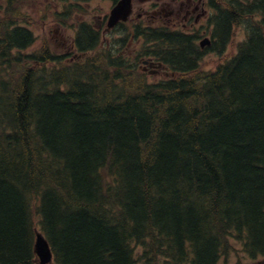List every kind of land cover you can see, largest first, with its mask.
Wrapping results in <instances>:
<instances>
[{
  "label": "trees",
  "instance_id": "1",
  "mask_svg": "<svg viewBox=\"0 0 264 264\" xmlns=\"http://www.w3.org/2000/svg\"><path fill=\"white\" fill-rule=\"evenodd\" d=\"M210 6L208 50L235 44L239 26L244 39L205 69L194 34L146 29L152 54L177 72L153 83L98 49L86 23L75 37L93 51L83 59L25 52L35 37L8 8L0 264H36V221L53 264H219L237 248L264 258V0Z\"/></svg>",
  "mask_w": 264,
  "mask_h": 264
},
{
  "label": "rangeland",
  "instance_id": "2",
  "mask_svg": "<svg viewBox=\"0 0 264 264\" xmlns=\"http://www.w3.org/2000/svg\"><path fill=\"white\" fill-rule=\"evenodd\" d=\"M206 2V7L210 13L208 7V1ZM61 2L60 0H13V4L10 3L9 7H16L19 12H22L26 15L27 24L32 26L34 33L37 36V44L33 46V49L39 47L40 51H44L48 46L51 47L55 53H68L71 51V42L74 36V29L77 23L81 21H86L92 23L93 26L98 27L102 33L105 24H100V18L104 19L108 10L111 7V2L109 0H91L89 2L81 3L83 12L73 17L71 20L61 21L60 18L55 14L57 11H61ZM3 0H0V9L3 7ZM49 11V12H48ZM206 13V11H205ZM199 18L198 23L196 24L197 28H200L203 25L206 15ZM133 22L125 24L127 30L124 32L118 31V28L107 32L102 37V43L100 47L104 50H108L113 39H119L125 37L127 33H130V28ZM101 25V26H100ZM180 28V27H179ZM204 27L202 28V30ZM244 27H237L234 32L233 41L235 44L228 46L224 55L218 54L214 51L207 50L201 55V64L205 69H213L220 61H222L230 51H234L235 45L244 37ZM207 36H210L206 34ZM131 38V37H130ZM124 42L122 46V52L127 55L130 59L133 60L130 63L129 67L135 64V69L137 73H144L143 79L146 82H154L160 79H164L170 74L165 75L162 72L157 71V73H151L153 70H158L156 67H150L148 64H143L142 61V45L143 43H131L129 41ZM203 39V38H202ZM143 65L145 66L146 71H143ZM154 72V71H153ZM141 248H136V253L139 254ZM238 259H241L246 264H254L255 261L248 259L243 251L239 248L237 250L231 251L220 264H234ZM262 257L257 261L262 262ZM138 264H144L140 259H138Z\"/></svg>",
  "mask_w": 264,
  "mask_h": 264
},
{
  "label": "flooded vegetation",
  "instance_id": "3",
  "mask_svg": "<svg viewBox=\"0 0 264 264\" xmlns=\"http://www.w3.org/2000/svg\"><path fill=\"white\" fill-rule=\"evenodd\" d=\"M141 1V0H138ZM142 4L147 6V10L152 7L150 16L153 21L158 17H164L165 22L174 23L176 25L179 20V15L183 13V19L189 21L190 26L197 24L200 15H204V9L201 8L199 12L200 0H142ZM182 19V20H183ZM179 23L185 26L181 19ZM171 25V24H170Z\"/></svg>",
  "mask_w": 264,
  "mask_h": 264
},
{
  "label": "water",
  "instance_id": "4",
  "mask_svg": "<svg viewBox=\"0 0 264 264\" xmlns=\"http://www.w3.org/2000/svg\"><path fill=\"white\" fill-rule=\"evenodd\" d=\"M129 2L130 0H121L115 8L112 9L111 15L109 18L108 25L112 26L115 22H117L118 19H125L126 14L129 13ZM208 39H204L201 41V46H203L205 43H208ZM44 244L43 247L38 253L41 256L42 262H47L51 259V253L49 251V248L47 246V243L39 236L37 235V243L38 244Z\"/></svg>",
  "mask_w": 264,
  "mask_h": 264
},
{
  "label": "bare ground",
  "instance_id": "5",
  "mask_svg": "<svg viewBox=\"0 0 264 264\" xmlns=\"http://www.w3.org/2000/svg\"><path fill=\"white\" fill-rule=\"evenodd\" d=\"M49 12V11H48ZM18 44V43H17ZM24 47V46H23ZM1 55V54H0ZM29 90V89H28ZM17 94V93H16ZM37 97V96H36ZM16 98V97H15ZM17 105V104H16ZM43 106V105H42ZM17 107V106H16ZM44 107V106H43ZM39 108V107H38ZM105 110V109H104ZM89 112V111H88ZM37 113V111H36ZM111 114V113H110ZM43 115V114H42ZM152 118V117H151ZM39 124V123H38ZM110 124V123H109ZM130 129V128H129ZM121 130V129H120ZM127 132V131H126ZM40 134V133H39ZM169 134V133H168ZM161 138V137H160ZM16 140V139H15ZM49 145V144H48ZM129 147V146H128ZM233 150V149H232ZM79 153V152H78ZM257 175V174H256ZM259 176V175H258ZM251 178V177H250ZM153 179V178H152ZM208 188V187H207ZM86 195V194H85ZM46 196V195H45ZM96 202V201H95ZM217 203V202H216ZM218 206V205H217ZM77 216V215H76ZM193 219V218H192ZM65 222V221H64ZM63 222V223H64ZM63 225V224H62ZM66 232V231H65ZM136 232V231H135ZM134 244V243H133ZM177 244V243H176Z\"/></svg>",
  "mask_w": 264,
  "mask_h": 264
}]
</instances>
